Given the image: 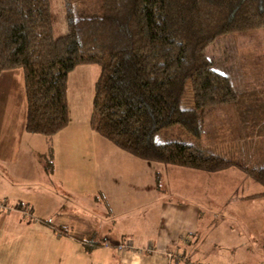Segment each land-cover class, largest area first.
I'll return each mask as SVG.
<instances>
[{
    "label": "trees",
    "instance_id": "trees-1",
    "mask_svg": "<svg viewBox=\"0 0 264 264\" xmlns=\"http://www.w3.org/2000/svg\"><path fill=\"white\" fill-rule=\"evenodd\" d=\"M69 1L73 29L58 34L51 0H0V77L21 72L26 133L53 138L68 128L70 74L95 65L90 127L103 140L146 163L208 174L236 168L264 189V87L241 91L209 54L226 35L264 29V0ZM178 44L185 56L176 69ZM215 105L238 115V160L201 144ZM174 127L178 140L158 138ZM53 158L44 156L50 174ZM259 198L264 192L248 199Z\"/></svg>",
    "mask_w": 264,
    "mask_h": 264
},
{
    "label": "rangeland",
    "instance_id": "rangeland-1",
    "mask_svg": "<svg viewBox=\"0 0 264 264\" xmlns=\"http://www.w3.org/2000/svg\"><path fill=\"white\" fill-rule=\"evenodd\" d=\"M51 2L58 34L69 33L73 29L70 1L51 0ZM174 53L176 69H178L184 61V46L175 45ZM209 54L218 61V68H221L220 65H224L222 70L233 77L241 91L264 87V29L226 35L210 48ZM99 74L100 68L95 65L76 68L70 74L68 83L70 126L53 138L34 134L27 135L25 140H19V142L30 145V148L27 149L28 154L18 158L14 154L15 159L11 164L0 165V181L3 176L7 182L14 186H9L6 190L13 196L25 197L23 200L29 202L30 208L34 209L30 216L33 219L31 220L32 228L24 229L23 232L19 230L16 233L11 232L10 236L9 233L7 234V239L14 241L11 253L14 250L19 259L28 260L31 258L32 264H45L47 261L49 264H113L115 261L112 260L114 257L112 249L111 252L105 247L95 249L87 247L89 243L85 232L77 229L79 220H82L83 217L73 216L70 213H66V216L62 217V220L68 219L66 222H74L75 228L62 226L66 228L62 229L64 232H61L62 238L58 243L52 240L50 234L45 235L40 231V225L43 222L41 218H45L41 217V209L44 208V206L41 207L42 201L44 198L52 197L49 194L42 195V189L45 188L44 183L50 178L43 171L41 158H44L45 153L50 151L49 147H52V151H54L56 178L63 183L66 190L64 193L66 201L62 197L63 205L66 208H70V200H77L82 202L81 206L84 209L88 203L86 195L99 189L104 190L106 187L110 194L112 185L109 183L117 186L116 182L111 181V176L106 178L100 168L103 163L97 161V157L101 158L100 161L112 157L110 155L112 151L108 146L113 149L115 147L99 137L90 127L95 84ZM180 131L179 127L170 128L159 134L158 138L178 140L177 136L181 133ZM185 135L182 137L183 139L187 141L191 139L187 134ZM243 135L238 115L231 106L215 105L207 109L206 127L201 140L202 146H216L218 150L227 154L225 157L236 160L239 152L245 153L242 147ZM262 144L264 146L263 142ZM251 147L250 153L254 158L256 157L253 155L254 147ZM140 162L144 163L146 167L143 174V185H145L149 183V176H154L158 168L154 171V165L151 163ZM228 170L230 171L223 173L222 176H218L220 173H215L214 176L204 173L202 174L203 181L200 183L192 178L195 177L192 172L185 171L187 176L183 175V177L187 180L180 183L177 182L179 176L176 175V171L180 170L174 169L173 175H170L176 182L173 185V192L167 189L164 193H166V197L170 195L174 203L178 205L183 203L180 200H183L187 205L192 202L193 204L186 208L194 212L193 219L199 227L195 228L194 223H191L193 226L184 224L181 220L173 217L170 224L177 228L190 226L188 230H180V233L186 232L181 236L198 232L196 234L200 238L198 259H192L194 262H199L197 264H264V198L248 199L253 195L263 193L264 189L240 170L236 168ZM113 175V177L121 178L120 183L117 182V184L123 188H129L127 193L136 186H140L135 182L124 180L123 177H128V174L115 173ZM235 175H239L240 178ZM160 183L162 186L164 185L162 181ZM165 186L168 185L165 183ZM48 191L50 192L51 189L48 188ZM152 191L149 189L147 193L156 192ZM200 191H206L202 198H198ZM238 196H248L246 197L248 200L236 202L235 199ZM5 198L3 197L0 203L7 201ZM161 198L163 199L164 196L162 195ZM185 200L188 202L186 203ZM195 202L203 204L205 209L200 210L202 214L198 209L195 210ZM8 208L10 209V207ZM134 209V206L130 208V210ZM159 211L162 210L158 206L156 210H153V214L160 215ZM50 219L54 221L53 218ZM60 219L59 216L58 220ZM157 219H160V222L162 219L161 230L163 231L166 219L161 215ZM167 228L166 231L171 234L170 243L174 245L176 232L171 226ZM191 228L196 230L189 232ZM51 233L58 237L57 232ZM114 250L118 252L116 248ZM166 250H168L167 247Z\"/></svg>",
    "mask_w": 264,
    "mask_h": 264
},
{
    "label": "crops",
    "instance_id": "crops-1",
    "mask_svg": "<svg viewBox=\"0 0 264 264\" xmlns=\"http://www.w3.org/2000/svg\"><path fill=\"white\" fill-rule=\"evenodd\" d=\"M21 84L22 75L20 71L6 72L0 77V165L11 164L15 159V157H13L14 154H16V158L26 156V154H28L27 149L30 148V145L27 144V146L23 142H19V140H25L27 135H31L26 133L24 129L26 104ZM49 148L48 150L52 151V147ZM108 148L112 151V153H110L112 157L107 158L105 161H100L101 158L97 157V161L99 160L98 162L103 163L100 167L102 173L106 178L111 176V181L116 182L117 186L115 187L112 183H109L112 185V193L110 194L107 192L108 188L106 187L104 190L99 189L98 191H92L86 195L88 197V203L86 205L84 204V209L81 206L82 202L77 200H70V208H66L63 205V199L65 200L64 193L66 190L63 183L59 182L56 178L57 168L54 166V161L53 172L50 174L45 169L44 158H41L43 171H45V175L50 178L44 183L45 188L42 189V195H52L50 199L44 198L41 204L42 208L44 206V208L41 209V217H45L41 218L43 221L41 225L38 223L41 226V233H45V235L50 234L53 241L57 243L60 242L59 240L62 238V229L66 228L62 226H68L72 229L75 228L74 222H66L68 219L62 220V217L66 216V213H70L73 216L83 217L82 220H79L77 229L85 232V236L89 243L87 247H105L106 250L112 249L114 254L112 260H115L114 263L168 264L166 253L171 250L184 252L189 258V264L199 263L192 260L198 259L197 254L200 244V238L196 235L198 232H196V234H188L191 236H181L182 233L186 232L180 233L181 229L188 230V228H190L188 225H191V223L196 225L193 219L194 212L186 208L193 203L191 202L187 205L183 200H180L183 203L180 202L181 204L178 205L174 203L170 195L166 197V193L164 192L167 189L173 192V185L176 182L172 180L170 175H173L172 171L174 169L180 170L176 171V175L179 176L177 182L180 183L187 180L183 177V175H186L185 171L192 172L195 175V177L192 178L196 179L197 183L203 181L202 174L204 173L186 168L151 163L154 165L153 170L155 171L156 168H158V170L155 171L154 176H149V183L143 185V174L146 169L144 163L137 161L138 159H133V157L128 154L126 155V153L124 154V152L118 150L116 147L113 149L108 146ZM50 151L47 152L49 153ZM229 171L230 170L220 172L218 176H222L223 173ZM115 173L128 174V177H123V179L127 182H135L140 186H136L127 193L129 188H123L121 185L117 184V182L120 183L119 180H121V178L119 176H115L116 178L113 177ZM206 174L211 176L216 175ZM236 177L240 178L239 175ZM161 181L164 184L163 186L160 183ZM165 183L168 185L167 187ZM194 183L196 182L194 181ZM9 186L14 187L1 176L0 200L6 197L5 199H7V201L1 202L6 203L10 209L8 208L7 211L0 213V264H32L33 261L31 258L22 260L17 258L18 256L15 255L14 250H12L13 254L11 253L14 241L8 240L7 238L8 235L10 236L11 232L16 233L17 230L23 232L24 229L32 228L33 222L31 220L33 219L30 216H32L34 209L30 208L31 205L29 202L23 200L25 197H20L19 195L13 196L9 193L6 190ZM48 188L51 189L50 192ZM61 188H63V190H61ZM149 189L151 192H153L152 190L156 192L153 194L149 192L150 194H148L147 192ZM205 193L206 191H200L198 193V198H202ZM162 195L164 196L163 199L161 198ZM248 196H238L235 201L248 200L246 199ZM150 201L155 202L151 203ZM185 201L186 203L188 202L187 200ZM18 204L24 205V210L28 209L29 211L18 208ZM133 206L135 209L130 210ZM158 206L162 210L159 211V214L166 219L163 231L161 230L162 219L161 222L160 219H157L160 215H157V213L156 215L153 214V210H156ZM194 208L195 210L198 209V211L205 209L203 204H198L197 202L194 203ZM199 213H201V211ZM59 216L61 218L60 220H58ZM172 217L188 225L183 228H177L173 224H170ZM50 218H53L54 221ZM45 219H47V221H45ZM170 226L176 232V237L174 238L176 241L174 245L170 243L171 234L166 231L168 229L167 227ZM197 227H199V225H196L195 228ZM195 228H191L189 232L196 230ZM51 232H57L58 237H56L55 234L52 235ZM104 242L107 246L103 244ZM125 242H130L133 249L118 250V247ZM166 247L168 250H166ZM115 248L118 252L114 250ZM148 248L155 249V252H145V249ZM139 249L143 250L140 251ZM153 255H156V257ZM45 264H49L48 261Z\"/></svg>",
    "mask_w": 264,
    "mask_h": 264
},
{
    "label": "built area",
    "instance_id": "built-area-1",
    "mask_svg": "<svg viewBox=\"0 0 264 264\" xmlns=\"http://www.w3.org/2000/svg\"><path fill=\"white\" fill-rule=\"evenodd\" d=\"M8 210V206L6 203H0V213L7 211ZM105 246H107V244H105ZM133 247L130 244V242H125L123 244H121L118 247V250H132ZM140 251H142L143 249H139ZM145 252H155V249L153 248H148L145 249ZM166 258H167V262L168 264H189V258L188 256L184 253V252H180V251H168L166 253Z\"/></svg>",
    "mask_w": 264,
    "mask_h": 264
}]
</instances>
